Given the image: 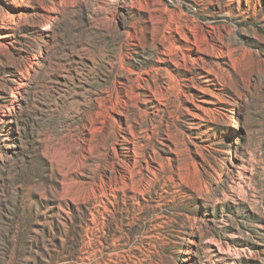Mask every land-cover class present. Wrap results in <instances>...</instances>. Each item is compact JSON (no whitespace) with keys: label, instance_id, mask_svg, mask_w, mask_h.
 <instances>
[{"label":"rangeland","instance_id":"rangeland-1","mask_svg":"<svg viewBox=\"0 0 264 264\" xmlns=\"http://www.w3.org/2000/svg\"><path fill=\"white\" fill-rule=\"evenodd\" d=\"M7 31L0 264H264V0H0Z\"/></svg>","mask_w":264,"mask_h":264},{"label":"bare ground","instance_id":"bare-ground-1","mask_svg":"<svg viewBox=\"0 0 264 264\" xmlns=\"http://www.w3.org/2000/svg\"><path fill=\"white\" fill-rule=\"evenodd\" d=\"M14 2V1H13ZM13 2H10V3H6L5 4V9H6V15L8 16V18H9V20L10 19H13L12 21L14 22V21H16V20H20L21 18V12L19 11V9H18V6H16V4H15V2L13 3ZM4 13V12H3ZM6 16V17H7ZM3 17V16H2ZM8 18H6V19H8ZM8 21V20H7ZM10 37V34H9V32L7 31V32H0V44H1V42L4 40V39H8ZM193 39V40H192ZM187 42H189L190 43V45H189V49H190V51H191V55H193V56H191L190 58H192V60H194L195 59V57H199V55H202V53H200V52H197V51H195L196 50V42H195V39L194 38H192V37H190L189 39H188V41ZM213 52V51H212ZM194 53V54H193ZM208 53V52H207ZM205 54V53H204ZM215 54V53H214ZM20 85H22V84H20L19 83V86ZM71 148V147H70ZM73 148V147H72ZM71 148V149H72ZM75 149V148H74ZM121 170V169H120ZM119 171V170H118ZM124 171V170H123ZM120 172V171H119Z\"/></svg>","mask_w":264,"mask_h":264}]
</instances>
